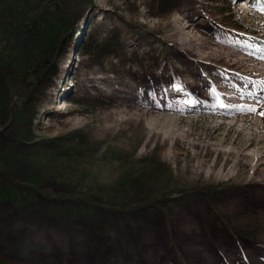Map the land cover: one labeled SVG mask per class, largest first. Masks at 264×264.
<instances>
[{"label": "rangeland", "instance_id": "rangeland-1", "mask_svg": "<svg viewBox=\"0 0 264 264\" xmlns=\"http://www.w3.org/2000/svg\"><path fill=\"white\" fill-rule=\"evenodd\" d=\"M101 1L0 0V264H264V11Z\"/></svg>", "mask_w": 264, "mask_h": 264}, {"label": "trees", "instance_id": "trees-1", "mask_svg": "<svg viewBox=\"0 0 264 264\" xmlns=\"http://www.w3.org/2000/svg\"><path fill=\"white\" fill-rule=\"evenodd\" d=\"M229 1V0H228ZM101 2H103L102 4H105V0H102ZM103 6V5H102ZM35 21V22H34ZM43 20H41V18L39 19V17L38 18H35V17H33L32 18V21H27L26 23H29V24H33V26H35V25H37V26H39L40 24L41 25H43ZM197 23V21H194V22H188L187 24H186V26H188L189 27V25H191L192 24V27L194 28L195 27V25L194 24H196ZM40 25V26H41ZM185 29V28H184ZM184 32H185V30H184ZM187 34L186 33H184V38L183 39H181L180 41H179V45H181L182 47H184V48H189L190 49V44H191V37H190V35H189V37L188 36H186ZM226 38L224 37V40H225ZM176 49H178L177 47H176ZM154 51V48H151L150 47V55H151V52H153ZM212 71H216L215 73H213V75L214 76H216V77H214V83H211V85L210 86H207V84L204 82V80L203 79H200V81H197L198 83H200V86L201 87H203L204 89L205 88H208V91H207V98H208V103H205L202 107H200V108H198V110H196V112L197 113H200V114H209V113H213V110H212V104L213 103H215L216 102V94H214L213 92H212V89L213 88H215L216 90H217V92L220 94V96L221 95H223V96H225L220 90H222L223 89V84H225V83H232V81H231V79H230V77H231V75L230 74H228V75H223V73L221 74V72H223L222 70L221 71H218V70H212ZM231 72H232V70H231ZM223 76H224V78L225 79H223ZM194 80H195V78H194ZM216 83V84H215ZM170 89H172V88H170ZM146 92H147V94L150 96H148L147 98H146V100H139V99H137V98H135V104H136V106H139V108H143V107H147L146 108V110H148V111H144L143 112V114L144 115H148L147 113H149V111H151V112H154L155 110H158V109H162V108H175V107H178V106H181L182 105V98H184V95H180V94H174V95H170V93H169V90H167V89H164V90H162V92H161V94H162V97H163V102H162V105H160V106H158V105H156V100H158V98H156V99H154V98H152V93H151V91H149L148 89L146 90ZM131 97H132V92L130 93V95L128 96V100H130L131 101ZM223 100L225 101V100H227V99H224L223 98ZM235 105L234 106H231V107H226L225 108V110H226V112L228 113V114H238V113H242V112H249V111H252V110H250V108L248 107V106H251V105H255L253 102H248V103H246V104H240V103H238L237 101H234L233 102ZM3 104L4 103H2L1 104V106H0V108L2 107L3 109H5L6 107L5 106H3ZM131 105L133 106V107H135L134 106V104L132 103V101H131ZM237 105H240L241 107L239 108ZM126 108H129L130 109V106H127L126 105ZM139 110V109H138ZM2 111H4V110H1L0 109V113L2 112ZM139 111H141V110H139ZM150 112V113H151ZM256 112V111H255ZM139 115H141L142 114V112H137ZM4 138H5V136H4V134H3V132H1L0 131V141H3L4 140ZM186 166H187V163H185V169H186ZM263 170V166L262 165H257V174H259V173H261V171ZM203 173V172H202ZM187 175L189 176V173H187ZM0 176H3V174L1 173L0 174ZM214 177V173L213 172H210L209 174H207V176H205V178L204 179H212ZM263 181H264V179H263ZM245 221H242L241 223H244Z\"/></svg>", "mask_w": 264, "mask_h": 264}, {"label": "snow or ice", "instance_id": "snow-or-ice-1", "mask_svg": "<svg viewBox=\"0 0 264 264\" xmlns=\"http://www.w3.org/2000/svg\"><path fill=\"white\" fill-rule=\"evenodd\" d=\"M262 10H264V9H262ZM174 87H176V88L179 89V88L181 87V85L177 84V85H174ZM212 92H213L214 94L217 95V98H218V99H217V102H218L221 106H223V107H230V106H231V105L225 103V101H224L223 99H220V94L217 92V90H216L215 88L212 89ZM189 102H190V103H196L197 100L195 99V97H193L192 99H190ZM248 107L250 108V110H252V111H256L258 106H256V105H251V106H248ZM261 115H264V111H261Z\"/></svg>", "mask_w": 264, "mask_h": 264}, {"label": "bare ground", "instance_id": "bare-ground-1", "mask_svg": "<svg viewBox=\"0 0 264 264\" xmlns=\"http://www.w3.org/2000/svg\"><path fill=\"white\" fill-rule=\"evenodd\" d=\"M245 3H243L242 5H244ZM151 19V18H150ZM210 47V46H209ZM181 90H182V88H180ZM171 90H173V89H170L169 91H171ZM174 92H176V94H180V95H184L185 93L184 92H181V91H174ZM183 93V94H182ZM188 103H190V102H188ZM219 106V105H218ZM60 110L59 111H61V110H66L67 108H68V106L64 103V101H63V103H62V101L60 102ZM214 111V110H213ZM262 139H260L259 141H261ZM263 146H264V142H263Z\"/></svg>", "mask_w": 264, "mask_h": 264}]
</instances>
